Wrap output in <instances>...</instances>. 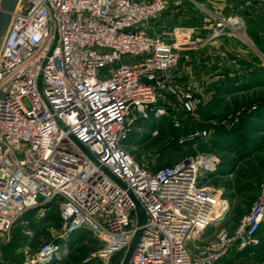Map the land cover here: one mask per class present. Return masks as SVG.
Here are the masks:
<instances>
[{
	"label": "built area",
	"instance_id": "obj_1",
	"mask_svg": "<svg viewBox=\"0 0 264 264\" xmlns=\"http://www.w3.org/2000/svg\"><path fill=\"white\" fill-rule=\"evenodd\" d=\"M182 2L17 1L0 41V237L28 212L44 216L55 206L61 240L25 252L26 264L49 260L79 230L104 242L102 258L124 255L138 229L135 202L147 224L128 264H217L260 244L264 179L233 230L192 248L228 209L201 183L218 157L203 152L152 170L127 151L132 113L167 117L182 130L203 106L176 79L180 53L202 47L230 21H215L213 36L200 40L176 34L169 43L149 31ZM244 111L182 130L177 143L196 146L215 130L236 129Z\"/></svg>",
	"mask_w": 264,
	"mask_h": 264
},
{
	"label": "rangeland",
	"instance_id": "obj_2",
	"mask_svg": "<svg viewBox=\"0 0 264 264\" xmlns=\"http://www.w3.org/2000/svg\"><path fill=\"white\" fill-rule=\"evenodd\" d=\"M182 1L180 7H185L186 4L200 7L196 0ZM217 7L227 6L224 0H220ZM225 29L223 31L226 36L228 28L225 26ZM214 31L215 28L212 27L210 35L203 39L212 37ZM246 40L245 43L240 41L239 43L245 46V51L247 50L246 53L251 59L245 61L240 59L241 57L227 58L224 52L222 64L217 69L214 68L218 78L214 80V77L210 76L207 81L209 90L203 93L204 98L199 95L205 99L204 106L193 115L184 118L182 122V130L199 128L207 126L213 119L223 118L244 108L239 128L235 129L237 131L234 133L218 132L215 142L205 141L196 146L181 147L177 140L183 131L174 129L169 118L157 119L150 116L145 120L137 113H132L135 120L131 136L126 142L127 151L136 161L146 163L152 170L203 152L212 153L219 159L213 172L202 175L201 183L226 200L228 209L225 216L208 227L199 240L189 242L192 248L202 246L220 229L233 230L239 218L247 213L255 200L259 184L264 179V46L255 45L248 38ZM209 43L207 41L202 46L206 48L204 50L206 53H210L212 48L213 51L219 48L222 51L226 50L224 45L217 48L209 46ZM251 65L254 69H249ZM254 105L256 109L248 113L247 110ZM198 121H202L204 125H200ZM59 226L60 219L55 206L50 207L44 216L37 214V211L28 212L10 228L7 235L0 237V264H26L25 252L34 253L47 242H61L58 238ZM258 236L260 239L258 247L242 254L231 255L217 264L264 263V223L259 229ZM104 246V242L90 231L79 230L63 242L61 253L53 255L51 260L36 264H120L122 253L107 259L101 257L100 253Z\"/></svg>",
	"mask_w": 264,
	"mask_h": 264
},
{
	"label": "crops",
	"instance_id": "obj_3",
	"mask_svg": "<svg viewBox=\"0 0 264 264\" xmlns=\"http://www.w3.org/2000/svg\"><path fill=\"white\" fill-rule=\"evenodd\" d=\"M196 1L200 7H191L192 5L189 4H186L185 7H172L156 18L153 24L151 21L147 27L150 32L160 34L167 42L172 43L177 35L188 36L191 40L206 38L210 35L211 28H215V21L213 20H218V23L230 21V24L226 26L228 28L227 37L223 31L209 41V46L212 47L226 46L225 51L220 48L213 51L212 48L210 53H206L204 51L206 48L201 47L196 51L180 53V61L175 69L178 83L204 98L203 93L209 90L207 81L210 76L214 77V80L218 78L215 69L222 64L225 53L227 58L241 57L240 59L249 61L251 57L246 53L245 46L240 45L239 41L245 43L248 38L255 45L264 46V2L258 0H224L227 7H217L220 0ZM234 29H236L235 32ZM258 48L260 47L258 46ZM258 51L260 52V50ZM251 68L254 69L253 65L249 66V69ZM203 100L205 104V99ZM206 102L209 103V101ZM198 122L200 125H204L201 123L202 121ZM204 127L206 126L186 128L184 131ZM218 132L226 134L224 130H215L208 141L215 142Z\"/></svg>",
	"mask_w": 264,
	"mask_h": 264
},
{
	"label": "water",
	"instance_id": "obj_4",
	"mask_svg": "<svg viewBox=\"0 0 264 264\" xmlns=\"http://www.w3.org/2000/svg\"><path fill=\"white\" fill-rule=\"evenodd\" d=\"M18 0H2L1 6H0V41L9 25L10 22V14L13 12L15 5ZM76 145H78L85 153L86 150L75 140L73 139ZM135 209H136V215H137V227L132 241L127 248L126 252L123 255V258L121 260L120 264H128L132 254L134 251L138 248L141 236L144 234V230L146 227V214L144 210L141 208V206L135 202Z\"/></svg>",
	"mask_w": 264,
	"mask_h": 264
},
{
	"label": "trees",
	"instance_id": "obj_5",
	"mask_svg": "<svg viewBox=\"0 0 264 264\" xmlns=\"http://www.w3.org/2000/svg\"><path fill=\"white\" fill-rule=\"evenodd\" d=\"M260 108H261V110H262V108H263L262 105H261ZM238 128H239V127H238ZM238 128H236V129H238ZM231 131L234 133V132L237 131V130L233 129V130H231ZM224 132H226V133H228V132H229V133H232V132H230V131H224ZM127 142H128V141H127ZM126 145H127V143H126ZM168 166H170V165H168ZM258 237H259V236H258Z\"/></svg>",
	"mask_w": 264,
	"mask_h": 264
},
{
	"label": "bare ground",
	"instance_id": "obj_6",
	"mask_svg": "<svg viewBox=\"0 0 264 264\" xmlns=\"http://www.w3.org/2000/svg\"><path fill=\"white\" fill-rule=\"evenodd\" d=\"M226 214V213H225ZM225 216V215H224ZM61 253V252H60ZM56 257V256H55ZM56 259V258H55ZM55 259H53V260H55ZM51 260V259H50ZM43 264V263H42ZM48 264V263H47Z\"/></svg>",
	"mask_w": 264,
	"mask_h": 264
}]
</instances>
